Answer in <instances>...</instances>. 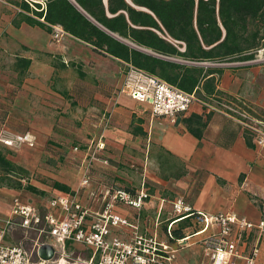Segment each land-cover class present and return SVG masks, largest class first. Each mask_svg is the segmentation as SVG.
Masks as SVG:
<instances>
[{"label": "crops", "instance_id": "obj_1", "mask_svg": "<svg viewBox=\"0 0 264 264\" xmlns=\"http://www.w3.org/2000/svg\"><path fill=\"white\" fill-rule=\"evenodd\" d=\"M106 1L103 0L105 7L107 6ZM138 9L145 10L142 8ZM17 12V8L0 0V51L2 53L10 51L14 54V67L17 75V58L30 60L26 76L24 79L21 78L24 82H50L57 68L63 71L68 67L69 60L77 59L83 65L90 61L94 62V70L96 71L93 76L95 80H105L107 83L113 82L114 85H119L114 91L117 94L115 97H103L100 93L89 95L94 99H98L102 105L88 109L85 111L84 116H80V118H83V122L77 134L80 141L87 143V145L89 142L100 140L103 142L104 148L116 149L113 152H109L111 149L102 150V153L111 160L107 167L101 165H106V162L96 160L93 163L97 168L103 167V169H106L108 171L106 172L107 177L116 180V186L120 187V184L125 182L123 175L126 174L122 171L124 170V162L130 161L133 164H138L136 166L144 168L140 174L141 178L138 186L132 185L131 187L134 188L129 190L133 193L140 187L141 182L145 181L150 199L139 212L121 204L116 205L115 211L118 214L132 223H137L142 233L154 234L157 231L161 235L160 237L163 238L161 233L171 217L172 203V201L165 198V195H171V193L178 196L185 193L191 194L194 187L192 172L201 170L203 174L200 176V188L196 191V197L188 203L186 202L187 205L196 211L199 210L206 214L232 212L237 216L254 222H258L262 218V211L264 210V153L262 154L263 151L255 147H247L243 137L244 128L238 121L220 113H210L208 116L202 106L194 103L188 113H185L182 117L188 118L189 115L195 114L206 120L203 137L198 141L188 133L181 121H178L181 117L178 116L173 121L166 117L152 116L147 106L130 100L120 92L118 93L120 87H122L124 63H120L116 58L113 59L110 56L94 51L87 44L73 39L64 32L57 40L52 37V33L48 34L37 27L33 28L22 24L19 28H15L12 26L11 21ZM25 27H28V29ZM24 30L37 36V39L41 41L40 47L32 46L31 41L16 36ZM112 36L116 40L118 39L145 54H152L150 51L134 46L115 35ZM78 49H83L87 56H91L85 59L80 58L77 53ZM56 55L61 57L60 59L58 57L57 64L55 62ZM216 69L221 72L219 75L214 74L216 89H218L220 94L240 105L249 107L253 113H255L254 111L264 112V66L245 63L235 66L231 64V66L228 65L226 68ZM87 74L86 71L79 72L80 82L85 83L86 87L84 89L86 88V90L89 83ZM119 74H121L120 78L118 77ZM33 76L38 80H32L31 77ZM39 78L41 79L40 81ZM60 95L62 100L58 102L62 105L64 117L66 108L70 105V103L67 104V101L70 99L69 95L71 94L64 92ZM8 98L13 99L9 112L0 105V128L13 125L14 127L10 126L7 128L11 134H21L12 133V128L14 129L13 131L27 130L33 136L34 144H39L42 147L55 145L62 148V146L69 145L71 137L58 132L55 134L54 132L57 124L56 118L46 122L45 127L48 133L46 132L47 135L45 136L38 129V125H44L45 122L31 114L32 112L30 113L29 104L25 103L24 106H21L22 99L25 98L23 94H0V103L7 105ZM133 104L148 109L149 114L139 115L135 111ZM2 122H4V126L1 125ZM86 135H88L89 139L88 137L86 139ZM22 146L26 145L23 144ZM19 157L16 159L17 162L14 160L15 163L28 172L30 171V177L36 176L34 173L38 172L48 182L56 180L69 186L70 192L54 190L48 183L39 182L33 178L26 179L28 184L45 192V196H39L27 191L24 187V182H21V188L12 186V182H0V221L10 216L12 203L15 198H19L22 202L30 203L40 209L41 205L44 204V199L51 193H76L79 202L95 213L102 209L103 201L101 199L97 202L91 200L90 194L93 192L104 193L106 190L117 189L107 186H99L97 189L93 188L95 184L96 186L98 184L95 181L97 179L83 176L81 167L76 172H70V170L67 172V168L60 170L62 177H68L66 180H60L59 176H55L52 173L53 165H51L50 160L46 159L45 163H43L45 164L44 167L38 169L25 164L27 163L26 159L20 160ZM38 158L42 161V156ZM169 160L174 163H169ZM181 164L185 166L186 176L175 179L173 174L176 173ZM150 165L151 167H156L154 172L150 171L152 170ZM165 165H168L169 173L161 176L159 172L163 170ZM240 176H243L242 180ZM99 181H101L100 178ZM80 190L81 195L79 196L78 192ZM253 199L260 201L261 209L252 203ZM157 223L158 226L156 225ZM23 233L22 230H14L8 240L15 243ZM115 233L124 239H128L129 235H131L127 229L118 230ZM200 238L201 236L189 237L188 243L185 245L199 247L200 252L197 254L194 264H200L204 259L198 243ZM191 239H193V242H190ZM257 264H264V238L260 246Z\"/></svg>", "mask_w": 264, "mask_h": 264}, {"label": "built area", "instance_id": "obj_2", "mask_svg": "<svg viewBox=\"0 0 264 264\" xmlns=\"http://www.w3.org/2000/svg\"><path fill=\"white\" fill-rule=\"evenodd\" d=\"M62 32L58 25L54 26L52 37L58 40ZM183 50L182 47L180 51ZM261 52L264 53V47L258 53ZM255 60L233 63L245 64ZM175 61L204 68L233 64ZM121 86V94L147 106L155 117L175 121L179 115L188 113L194 103H198L205 114L213 112L235 118L251 132L255 148L264 151V132L249 122L264 123L249 117L248 113L225 98L198 100L194 94H187L130 64H124ZM0 144L13 150L23 144L32 147L34 138L28 132L11 134L2 130ZM97 146L99 150L103 149L102 144ZM90 198L95 202L99 199L103 201L100 211L93 213L84 207L76 193H51L40 209L15 198L10 216L0 221V264H173L175 251L183 248L182 243L187 244L192 236H201L198 243L204 259L200 264H257L264 238V210L262 218L254 222L232 212L206 214L196 211L179 197L171 203V217L161 238L157 231L154 234L142 233L137 223L130 222L115 211L116 205L121 204L139 212L150 199L145 181L133 193L117 188L100 194L93 192ZM187 218L190 219L189 228L198 226L199 229L175 244H169L167 238L174 225ZM126 229L131 234L128 239L115 233ZM14 230L24 232L15 243L8 240ZM43 245L54 249L50 261L38 257L37 251ZM78 251L87 254L81 255Z\"/></svg>", "mask_w": 264, "mask_h": 264}, {"label": "trees", "instance_id": "obj_3", "mask_svg": "<svg viewBox=\"0 0 264 264\" xmlns=\"http://www.w3.org/2000/svg\"><path fill=\"white\" fill-rule=\"evenodd\" d=\"M3 1L18 9L11 21L15 28L24 24L51 34L58 25L64 33L94 51L194 94L198 100L222 97L246 114H254L249 107L218 92L214 74L219 75V69L175 60L220 64L255 60L264 47V0H107L106 7L103 0ZM112 35L154 55L134 49ZM182 47L184 50L180 51ZM16 66L18 75L24 78L30 60L17 58ZM182 116L179 115L178 121L200 141L206 120L195 114ZM243 137L248 148L255 147L249 130L243 129ZM27 173L6 159L0 148V182H12V186L21 188ZM186 173L181 164L173 177L179 179ZM50 182L52 189L70 192L69 186L56 180ZM24 187L36 195H46L28 183ZM189 226L188 218L178 222L167 238L168 243L175 244L184 238Z\"/></svg>", "mask_w": 264, "mask_h": 264}, {"label": "rangeland", "instance_id": "obj_4", "mask_svg": "<svg viewBox=\"0 0 264 264\" xmlns=\"http://www.w3.org/2000/svg\"><path fill=\"white\" fill-rule=\"evenodd\" d=\"M28 29V27H25ZM25 29V30H27ZM23 31L16 36L18 38L28 40L32 42V46L40 47L41 41L37 39V36L35 34H30L28 31ZM251 30V28H249ZM77 53L80 58L85 59L88 56L90 57L91 55L86 54L83 49H78ZM61 58L60 56L56 55V64L57 60ZM14 62H15V57L14 54L10 51H6L5 53L0 51V94H23L25 97L22 99V105L24 104H29L30 106V113L33 114L34 116H37V118H40L44 123V125H38V129L45 134H46V122H49L53 120V118H56V125L54 128L55 134L58 132L59 134H63L65 136L71 137L69 141L68 146H62L60 148L59 146H50L47 145L45 147L40 146L39 144L36 145L34 144L33 147H29L28 145L22 146V148L18 149H12L9 150L5 147H2L0 145L1 150L3 153H5L6 159H8L10 162L13 164L17 165L15 163L17 157L21 159L25 158L26 162L25 164L29 165L30 167H36L38 169H42L45 164V160L47 159L48 161H51V165H53V174L55 176H59L60 180L62 179H68V177H62L60 174V170L66 169L67 172L70 170V172H76L78 169L81 167L82 168V175L85 176L86 178L93 177L96 183L98 182L97 186L96 184L93 186V188H98L99 186H107V187H112V188H121L125 189L126 191H130L129 189L134 188L131 187L132 185L137 187L141 178V173L144 170L143 167L141 166H136L138 164H133L130 161H126L123 164L124 170L123 173L126 175H123L125 182L123 184H120V187L116 186V180L107 177L106 172H108L106 169H103V167H95L93 163L98 160L99 162H106L105 164H101L104 166H108L110 159L106 157L105 154L102 153V150L104 149L105 151L107 149L109 152H113L116 149L115 148H110V147H105L102 141H93L89 142L88 145L87 143L81 142L80 139L78 138V131H80V125L83 122V118H80V116H84L85 111L91 108H95V106H100L102 105L101 102H99L98 99L92 98V96H89L90 94H95V93H100L103 95V97H115L117 94L114 93L116 89L119 87L118 84H113L112 83H107L105 80L100 81V80H95L94 79V72L96 70L94 66V62L90 61L89 63L82 64L80 63L77 59H73V61H68V67L65 68V70H59L57 68L53 75L52 78L49 81L43 82H34L31 83L29 82H24V78L21 79L20 76L17 75L15 67H14ZM249 64H254V65H260L264 66V53H258L256 60L254 62H251ZM232 65H237V64H232ZM231 66V65H229ZM85 67V68H84ZM228 65H223V66H213L209 68H226ZM122 68V67H121ZM62 69V68H60ZM86 71L87 74V79H88V84H87V90L85 83L80 82L81 78L79 76V72ZM118 77H121V74L118 75ZM26 79V78H25ZM32 80H38L35 78V76L31 77ZM41 79L39 78V81ZM84 80V78H83ZM25 84V85H24ZM23 86V87H22ZM90 89V91H89ZM66 94H71L69 95V100L67 101V104L70 103L69 107L66 109V113L64 114L65 116L63 117L62 113V105L59 104L58 101L62 100L61 95L63 93ZM120 90L118 91V93ZM28 94V95H26ZM115 101V99H114ZM13 102V99L8 98L7 105H4L3 103H0L1 106L5 107L7 111L9 112L11 106L10 104ZM135 111L139 114H149V110L145 109L144 107L133 104ZM5 111V110H3ZM92 111V110H91ZM254 114H250L249 117H253L256 120H261L264 123V114H262L259 111H254ZM4 122L1 123L3 125ZM250 125H252L254 128H257L264 132V124L259 125L256 123L254 120L249 122ZM4 126V125H3ZM8 126V124H7ZM13 126V125H10ZM8 126V127H10ZM8 127L4 126L0 128V131L6 130L8 131ZM14 127V126H13ZM64 128V129H63ZM70 129V130H69ZM12 128L11 131L12 133H27V130H15ZM30 133V132H29ZM48 133V132H47ZM51 136V135H50ZM88 135H86L87 139ZM53 138V136H52ZM89 139V137H88ZM58 142V141H56ZM49 144V143H48ZM99 144L103 145V149L99 150L98 146ZM90 147H87V146ZM23 150V151H21ZM103 150V151H104ZM115 153V152H114ZM264 151L262 152V154ZM39 156H42V161ZM13 160V161H12ZM15 160V161H14ZM170 161V160H169ZM17 162V161H16ZM98 163V162H97ZM169 163H174L170 161ZM100 164V163H98ZM19 166V164L17 165ZM66 166V167H65ZM21 167V166H19ZM168 165L163 166V170H160L159 175H167L169 173L167 169ZM23 168V167H22ZM154 166L151 167L150 165V171H155ZM24 169V168H23ZM74 170V171H73ZM27 171V170H26ZM28 172V171H27ZM193 173V181H194V187L192 189L191 194H183V195H176L171 193L165 195L166 199H169V201H174L175 199L181 197L184 202L188 203L191 199L196 197V191L198 188H200V176L203 174V171L201 170H196ZM33 176L30 177V171L27 173V178L29 179H37L39 182H44L48 183L49 186L51 185V182L44 180L42 178L43 176L39 174L38 172ZM111 176V175H109ZM58 177V178H59ZM99 178L101 181H99ZM24 185L28 183L27 180L23 181ZM99 194V193H98ZM78 195H81V190L78 192ZM254 197V196H253ZM252 197V198H253ZM255 198V197H254ZM255 206L258 208H262V205L260 201L254 200L252 202ZM199 227L196 226L195 228H189L184 231V234H191L198 230ZM195 240V239H194ZM190 242H193V239L190 240ZM81 255L87 254L86 252L78 251ZM200 252L198 246H185L183 248H179L175 251L174 254V260L173 264H194L195 259L197 258V254ZM74 257H76L74 255ZM75 259V258H74Z\"/></svg>", "mask_w": 264, "mask_h": 264}, {"label": "water", "instance_id": "obj_5", "mask_svg": "<svg viewBox=\"0 0 264 264\" xmlns=\"http://www.w3.org/2000/svg\"><path fill=\"white\" fill-rule=\"evenodd\" d=\"M73 2V0H70ZM186 243L183 242L182 246H185ZM38 257L42 260H49L54 256V249L50 245H43L37 251Z\"/></svg>", "mask_w": 264, "mask_h": 264}, {"label": "bare ground", "instance_id": "obj_6", "mask_svg": "<svg viewBox=\"0 0 264 264\" xmlns=\"http://www.w3.org/2000/svg\"><path fill=\"white\" fill-rule=\"evenodd\" d=\"M59 264H62V262H60Z\"/></svg>", "mask_w": 264, "mask_h": 264}]
</instances>
